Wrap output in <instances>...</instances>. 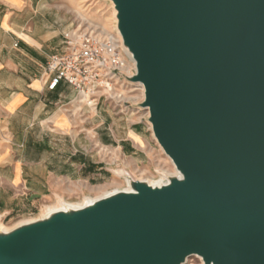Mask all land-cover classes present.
Returning a JSON list of instances; mask_svg holds the SVG:
<instances>
[{"label":"water","instance_id":"obj_1","mask_svg":"<svg viewBox=\"0 0 264 264\" xmlns=\"http://www.w3.org/2000/svg\"><path fill=\"white\" fill-rule=\"evenodd\" d=\"M108 1L177 175L0 229V264H264V0Z\"/></svg>","mask_w":264,"mask_h":264},{"label":"crops","instance_id":"obj_2","mask_svg":"<svg viewBox=\"0 0 264 264\" xmlns=\"http://www.w3.org/2000/svg\"><path fill=\"white\" fill-rule=\"evenodd\" d=\"M74 6V0H0V215L52 191L51 184L102 178L106 148L124 145L136 164L155 153L152 132L128 119L122 126L100 119L91 140L67 131L57 105L75 92L64 82L48 90L40 74L73 29ZM90 169L97 173L89 176Z\"/></svg>","mask_w":264,"mask_h":264},{"label":"rangeland","instance_id":"obj_3","mask_svg":"<svg viewBox=\"0 0 264 264\" xmlns=\"http://www.w3.org/2000/svg\"><path fill=\"white\" fill-rule=\"evenodd\" d=\"M83 2V3H82ZM74 25H93L98 26L103 32H114L113 22L110 20V1L108 0H74ZM116 24V23H115ZM122 104H115V100L101 99L96 109H88L77 102L76 97L67 103H59L60 109L69 123L68 132L74 135L85 136L91 140L94 136V126L100 119L105 120V124L114 123L116 126L124 125L126 119L129 122H139L145 124L151 131L147 121V113L144 109L136 106L140 100L138 91H134L131 86L122 88ZM125 101V102H124ZM126 106V107H124ZM122 111V112H121ZM59 114V113H58ZM155 153L150 157L149 162L136 164L129 154V149L122 145V150L116 147L113 150L105 149L103 163L99 166L104 167L103 177L100 179H89L88 183L72 180L65 184H51L52 191L47 192L41 197L25 201V206L18 211L8 215H0V229L11 230L17 225L32 221L46 215L47 208L58 206L60 203H80L84 198H94L105 192H114L124 186L122 177L117 173L126 171L135 180H145L148 183L158 181L162 176L174 173L172 162L165 156L159 145L156 143ZM95 153L90 151L88 154ZM89 176L96 174V170L90 169ZM26 193L24 189L20 193ZM184 264H203L200 258L190 257Z\"/></svg>","mask_w":264,"mask_h":264},{"label":"built area","instance_id":"obj_4","mask_svg":"<svg viewBox=\"0 0 264 264\" xmlns=\"http://www.w3.org/2000/svg\"><path fill=\"white\" fill-rule=\"evenodd\" d=\"M134 74L135 62L120 34L103 32L98 26L78 25L63 34L62 51L47 59L40 78L50 91L64 82L74 90L79 104L96 109L102 98L122 104L119 91L129 86L138 91L140 100L136 106L140 105L144 87L127 79Z\"/></svg>","mask_w":264,"mask_h":264},{"label":"bare ground","instance_id":"obj_5","mask_svg":"<svg viewBox=\"0 0 264 264\" xmlns=\"http://www.w3.org/2000/svg\"><path fill=\"white\" fill-rule=\"evenodd\" d=\"M110 7H111V11H110V17H111V19L110 20L113 22V27H112L113 29L112 30L114 31V33H116V34L119 35V32L117 31L116 26H115V23H116L115 14H116V12H115V10H114L113 5H112L111 2H110ZM166 157L168 158V156H166ZM126 174H127V172L126 171H123V170L117 173L118 176L122 177L123 182H124V186L120 190H129L128 181H127V178H126ZM172 175H177L176 170H174V173ZM165 182H166V178L164 176H162L158 181L153 182V183H149V184H151V185H161V184H163ZM117 190H119V189H115L114 192L117 191ZM108 194H110V192H105V193L101 194L100 196H97V197H94V198H88V197H86V198L83 199L82 202L75 203V204H71V203H60L58 206L48 207L47 208V211H46L47 212L46 214H48V213H50L52 211H55V210L64 209L66 207H74V208L82 207V206H84V205H86V204H88V203H90V202H92V201H94V200H96V199H98L100 197L106 196Z\"/></svg>","mask_w":264,"mask_h":264}]
</instances>
